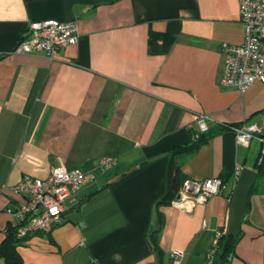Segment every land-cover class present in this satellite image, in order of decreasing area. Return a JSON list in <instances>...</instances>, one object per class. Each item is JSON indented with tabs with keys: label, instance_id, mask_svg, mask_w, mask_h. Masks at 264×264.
Returning a JSON list of instances; mask_svg holds the SVG:
<instances>
[{
	"label": "crops",
	"instance_id": "crops-1",
	"mask_svg": "<svg viewBox=\"0 0 264 264\" xmlns=\"http://www.w3.org/2000/svg\"><path fill=\"white\" fill-rule=\"evenodd\" d=\"M50 19L77 20L78 42L53 60L15 53L30 23ZM243 41L238 0H0V264L23 177L90 170L109 156L117 164L97 190L17 246L23 264H169L174 249L181 264H207L227 234L238 164L259 175L214 264H264L262 143L239 146L227 127L262 122L264 84L242 93L220 83L223 43ZM200 113L212 120L197 137ZM177 171L227 189L185 212L164 201Z\"/></svg>",
	"mask_w": 264,
	"mask_h": 264
},
{
	"label": "built area",
	"instance_id": "built-area-1",
	"mask_svg": "<svg viewBox=\"0 0 264 264\" xmlns=\"http://www.w3.org/2000/svg\"><path fill=\"white\" fill-rule=\"evenodd\" d=\"M239 16L244 27V41L241 44L223 43L225 55L220 83L223 87L238 88L245 93L256 81L264 84V0H238ZM79 40L77 20L59 21L50 19L29 24L15 53L26 55L44 53L51 60L57 59L61 51ZM211 116L200 113L192 124L198 136L210 131ZM262 122L231 124L227 127L235 133L236 144L247 146L253 139L262 143L260 160L264 159V111ZM117 164L115 157H104L97 167L90 170L68 169L65 166L53 168L47 178L25 176L14 190L24 195V201L6 212L16 220L17 236L27 238L38 232L49 233L61 223L66 200L88 184L97 180L98 174H105ZM243 166L238 164L232 174L234 181L241 175ZM227 182L219 177L203 180L186 179L181 184L172 204L185 212H191L198 204H204L209 197L223 193ZM42 209V211H41ZM207 255V264L214 261L218 242ZM184 251L174 249L169 264H181Z\"/></svg>",
	"mask_w": 264,
	"mask_h": 264
},
{
	"label": "water",
	"instance_id": "water-1",
	"mask_svg": "<svg viewBox=\"0 0 264 264\" xmlns=\"http://www.w3.org/2000/svg\"><path fill=\"white\" fill-rule=\"evenodd\" d=\"M258 175H259L258 171L252 168L244 167L241 175L236 180L232 194V199H231L230 211H229L227 235L236 236L237 233L239 232L240 222L245 216L248 206L249 195L258 178ZM97 189H98L97 183H93L92 185L84 189H81L77 193L71 195L66 200L65 205L69 206L72 202L80 200L87 194Z\"/></svg>",
	"mask_w": 264,
	"mask_h": 264
},
{
	"label": "trees",
	"instance_id": "trees-1",
	"mask_svg": "<svg viewBox=\"0 0 264 264\" xmlns=\"http://www.w3.org/2000/svg\"><path fill=\"white\" fill-rule=\"evenodd\" d=\"M261 155H259V158L257 160V169L261 171L264 168V159L260 160ZM184 180H181L180 173L177 171L176 178L174 185L170 191V193L167 195V197L164 199L165 202L171 203V201L175 198L177 191L179 190L181 184ZM234 237L233 235H227L223 234L220 241L218 242V249L221 247H224L225 245V253L228 251L229 241L230 239ZM26 238H19L17 236V227L16 226H10L7 231L6 239L3 242V245L1 247V254L4 258L5 264H23L22 257L17 252V246L22 244L25 241ZM226 239V240H225ZM223 240H225V243H223ZM215 261H213L212 264H214Z\"/></svg>",
	"mask_w": 264,
	"mask_h": 264
}]
</instances>
